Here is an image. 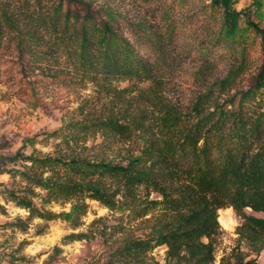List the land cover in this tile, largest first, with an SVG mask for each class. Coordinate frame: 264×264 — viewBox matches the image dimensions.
<instances>
[{
  "label": "trees",
  "instance_id": "16d2710c",
  "mask_svg": "<svg viewBox=\"0 0 264 264\" xmlns=\"http://www.w3.org/2000/svg\"><path fill=\"white\" fill-rule=\"evenodd\" d=\"M22 1L25 19L0 9V56L9 52L15 39L19 57L28 61L22 64L23 70L28 67L45 72L44 64L64 60L70 71L48 70L43 77L64 84H92L103 98L112 99L101 114L89 111L90 118L76 131L51 134L60 135L67 150L3 158L19 160L24 170L0 167V174L21 176L32 197L41 198V205L13 192H9L10 200L27 210L30 219L46 223L63 220L73 228L80 226L88 211L86 200L113 210L120 197L137 217L152 213L146 219L154 223L148 235L127 243L113 255L120 263L142 264L154 248L165 246L167 257L175 264H214L220 231L218 212L227 207L243 221L237 232L239 240L256 253L264 252V218L246 213L247 209L264 213V112L250 113L249 109L264 88V66L251 88L219 103L222 94L236 86L244 68L242 61L181 111L169 103L164 80L166 69L175 61L170 50L173 23L168 15L163 32L145 33L139 27L138 42L158 57L151 62L119 34L116 13L98 7L95 0ZM237 2L210 0L221 12L223 38L231 45L248 31L264 38V29L251 19L249 10L238 11ZM251 4L254 14H260L262 1ZM212 64L206 58L197 71L199 76L211 72ZM122 82L129 83L128 87H118ZM88 137L101 139L92 146L98 152H77ZM29 141L34 143V139ZM125 144H133L135 152L118 162L109 158L115 146ZM117 152L120 155L121 151ZM152 194L159 199H150ZM51 203H69L70 211L47 210L45 205ZM19 226L26 228L21 220ZM83 238L71 234L64 239ZM221 264L258 263L237 258L223 259Z\"/></svg>",
  "mask_w": 264,
  "mask_h": 264
},
{
  "label": "rangeland",
  "instance_id": "374dc122",
  "mask_svg": "<svg viewBox=\"0 0 264 264\" xmlns=\"http://www.w3.org/2000/svg\"><path fill=\"white\" fill-rule=\"evenodd\" d=\"M253 1L238 0L235 7L238 11L249 10L251 19L264 29V0H261L263 6L258 15L253 12ZM95 2L98 7L109 8L116 13L119 34L134 46L143 59L151 62L157 61L158 57L149 46L138 42L139 27H142L145 33L163 32L168 15V20L173 23V42L170 50L174 53L175 61L166 69L164 80L169 103L181 111H186L197 95L205 93L214 81L225 78L242 61L244 68L236 86L222 94L219 103L251 88L264 66V38L248 31L241 37L238 36L231 45L221 34V12L211 5L210 0ZM0 9L20 19H25L27 15L22 0H0ZM206 58L211 60L213 68L202 78L197 71ZM23 63H28L27 58L19 57L14 39L11 41L9 52L0 56L2 170H24L19 160L3 161V158L9 159L17 154L24 157L41 156L54 154L57 150H67L63 138L51 134L59 130L70 134L91 116L89 111L101 114V111L111 105L112 98H103L97 87L92 84H64L62 81H51L43 77V73L48 70L70 71V66L64 60L60 64H44L45 72L28 67L23 70ZM128 85L129 83L122 82L118 87L125 88ZM251 104L250 113L264 112V88ZM116 111L114 108V112ZM30 139H34L33 144ZM100 142L99 137L96 140L88 137L76 150L91 155L96 150L98 152V149L92 146ZM134 148L133 144L115 146V152L111 153L109 158L118 162L122 156L135 152ZM117 151H121L120 155ZM9 192L28 197L41 205V198L32 197L27 181L21 176L0 174V264H127L116 262L113 255L127 243L144 239L154 224L146 221L151 218L152 213L139 218L132 211V206L120 197H117V207L113 210L98 201L86 200L88 211L77 228L63 220L46 223L39 218L30 219L27 210L10 200ZM35 192L39 195L44 193L40 189ZM150 199L159 197L152 194ZM70 207L69 203L45 205L47 210L54 213L69 212ZM246 213L264 218V213L250 209H247ZM20 220L25 222V230L19 226ZM218 222L220 231L215 240L214 264H221L223 259L233 261L237 258L245 261L255 259L258 264H264V252L256 253L244 241L239 240L237 232L243 221L233 208L219 210ZM39 230H43V233L38 234ZM71 234L83 235L84 238L73 241L64 239ZM166 251L165 246L154 248L142 264H175L167 257Z\"/></svg>",
  "mask_w": 264,
  "mask_h": 264
}]
</instances>
